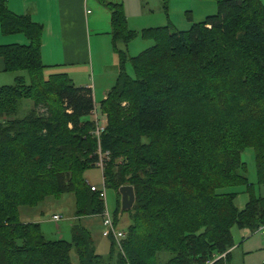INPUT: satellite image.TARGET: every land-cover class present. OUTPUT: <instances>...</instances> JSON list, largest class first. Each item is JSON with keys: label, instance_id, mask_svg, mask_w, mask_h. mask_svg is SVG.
<instances>
[{"label": "trees", "instance_id": "16d2710c", "mask_svg": "<svg viewBox=\"0 0 264 264\" xmlns=\"http://www.w3.org/2000/svg\"><path fill=\"white\" fill-rule=\"evenodd\" d=\"M4 1L1 33H22L28 44L0 46L3 72L27 76L0 87V264H71L70 252L77 264H230L231 229L251 234L264 225V195L253 191L264 188V5L215 0L216 12L186 31L142 29L152 46L130 58L116 53L114 85L98 103L105 120L98 145L108 153L105 188L131 187L133 203L120 250L107 234L101 259L76 223L103 209L82 177L96 161L90 90L64 74H42L41 27ZM106 6L112 45H126L135 33L118 5ZM22 100L33 108L11 118ZM236 187L247 195L241 208L227 191ZM62 194L74 201L69 241H46L36 223L19 220V208Z\"/></svg>", "mask_w": 264, "mask_h": 264}, {"label": "crops", "instance_id": "0c3cea01", "mask_svg": "<svg viewBox=\"0 0 264 264\" xmlns=\"http://www.w3.org/2000/svg\"><path fill=\"white\" fill-rule=\"evenodd\" d=\"M160 2L159 0L156 5L149 6L144 0L146 11L141 10L154 19L145 27L169 26V29L174 31H186L191 23H197L192 17L194 9H196V17L201 18L200 21L209 14L206 13L208 11H204L205 0H197V2L183 0L178 6L168 2L165 5V0H162V4ZM4 4L12 14L24 16L41 27L38 51L40 64L48 66V70L60 68L59 70H62L70 82L76 84H73L75 87L88 88L93 99L98 91L94 79L95 71L91 72L95 62L99 63L105 59L109 61L114 57L118 60L117 52L127 54L128 43L124 45L118 41L114 46L111 43L110 11L106 5H118L121 8L127 27L129 0H5ZM174 16L180 19L175 20L176 23L173 20ZM27 44L28 41L22 33L3 35L0 30V46ZM114 69L113 79L101 85L100 100L104 98L112 81L115 80ZM88 70L91 72L90 77L87 76ZM3 73L8 72H3V63L0 59V74ZM94 107H96L95 103Z\"/></svg>", "mask_w": 264, "mask_h": 264}, {"label": "rangeland", "instance_id": "374dc122", "mask_svg": "<svg viewBox=\"0 0 264 264\" xmlns=\"http://www.w3.org/2000/svg\"><path fill=\"white\" fill-rule=\"evenodd\" d=\"M148 2L149 6L156 5L159 0H145ZM162 4V0H160ZM183 0H165L166 2L173 3V5L178 6V3ZM204 3V11H208L206 15H213L216 12V3L215 0H205ZM264 5V0H259ZM197 2V0H195ZM155 3V4H154ZM129 8L127 10L128 22L127 30L135 33V37L128 42L126 45L127 57H133L140 53L141 51L152 46V42L150 39L141 38L139 36V32L142 29H147L149 27H145L151 20L154 19L147 12H143L141 9L146 11L144 7V0H129ZM209 6V7H208ZM209 8V9H207ZM192 14L193 21H200L197 18L196 14ZM199 14V13H198ZM124 16V15H123ZM205 16V14H204ZM125 17V16H124ZM185 18V15L183 16ZM187 18V17H186ZM204 18V17H203ZM202 18V19H203ZM175 20H180L178 16H174ZM126 21V19H125ZM126 23V22H125ZM176 23V22H175ZM177 28L179 26H176ZM106 62V63H105ZM118 60L114 57L111 60L105 59L104 61H100L99 63L95 62L94 70L95 72V85L97 86V93L95 94V98L93 99L96 109L97 118L100 121L102 119V115L98 109V103L101 101V85L106 84L110 79L114 77V68H118ZM111 63H115V65H110ZM43 67L42 74L46 77L48 74H63L62 70L52 69L48 70V66L41 65ZM60 67V66H58ZM113 67V69H112ZM116 69H114L115 74ZM124 71L129 76L132 75V70L128 62L124 65ZM88 70L87 76L90 77V73ZM25 75V81L27 80V76L25 72H16V73H3L0 74V87L7 85H15V79L18 76ZM116 78V77H115ZM67 79V78H66ZM69 81V80H68ZM114 81H112V85L108 88V90L114 85ZM74 84V83H73ZM72 85V84H71ZM76 85V84H74ZM72 85V86H74ZM75 87V86H74ZM32 102L29 100H22L20 105L14 111V116H10L11 118H23L31 109ZM35 113L44 112L45 108L38 107L36 108ZM16 113V115H15ZM10 118V119H11ZM93 121L92 115L88 117ZM4 119V118H3ZM243 160L246 163V171H247V180L250 183L254 182V165H253V156L252 151L247 149L243 152ZM83 180L89 184L94 186H98L100 184V172L96 168H90L85 170L82 175ZM227 191L234 193V205L237 208H241L244 203L247 201V195L243 192L242 187L229 188ZM255 195H264V188L258 187L254 185L253 189ZM104 208L110 216L113 228L121 231L123 233V237L120 240V243L124 240L126 234V227L130 222L127 211L121 210L119 208V195L113 189L105 188L104 189ZM73 210H74V201L73 196L71 194H62L59 197H46L42 202L36 204L31 207H21L18 210V218L22 222L27 223H36L38 231L41 237L46 241H64L67 242L70 240V226L73 223ZM57 215L60 219L57 222H52L50 220L51 215ZM76 223L80 225L89 235L92 246L94 250V254L101 259H104L108 256L110 244L107 239V234L109 230L107 227L102 226L101 219L99 216H86L82 218L76 219ZM231 237L233 242V247L230 249V264H261L264 262V237H262L258 232L254 233H246L244 231L237 230L236 228L231 229ZM160 256L161 260H165L168 257L167 253H162ZM70 261L71 264H77L76 258L73 252H70ZM113 261V260H112ZM110 262L112 264L113 262Z\"/></svg>", "mask_w": 264, "mask_h": 264}, {"label": "built area", "instance_id": "2783aa9c", "mask_svg": "<svg viewBox=\"0 0 264 264\" xmlns=\"http://www.w3.org/2000/svg\"><path fill=\"white\" fill-rule=\"evenodd\" d=\"M91 115L93 117V122H94V129H93V132H91V133H92V136L95 138L96 144H97L96 150L94 152V154L96 156V161L94 162L93 166H94V168L99 170L101 178H100V184L98 186H94V185L89 184L87 182H86V185H87L89 191L96 193L97 197L101 200L102 206H103L102 212L100 214L101 224H102V226L108 228V230H109L108 234L110 235L111 240L114 242L115 248L117 250H120V240L123 237V233L121 231L113 228L110 216L107 213L106 209L104 208V204H103L104 196H105V193H104L105 186H104V181H103V177H102L103 161L107 158L108 153L102 152L100 150L99 145H98V137H99V134L103 131L105 122L103 121V124H101L102 119L100 121L98 120L95 108H94V111L91 112ZM102 118H103V116H102ZM59 219H60V217L57 215H51L50 216V220L52 222H57ZM257 232L262 237H264V225L260 226L258 228Z\"/></svg>", "mask_w": 264, "mask_h": 264}, {"label": "water", "instance_id": "95a60500", "mask_svg": "<svg viewBox=\"0 0 264 264\" xmlns=\"http://www.w3.org/2000/svg\"><path fill=\"white\" fill-rule=\"evenodd\" d=\"M117 193L119 195L120 200V209L121 210H129L133 203V192L131 187L129 186H122L119 187L117 190Z\"/></svg>", "mask_w": 264, "mask_h": 264}]
</instances>
